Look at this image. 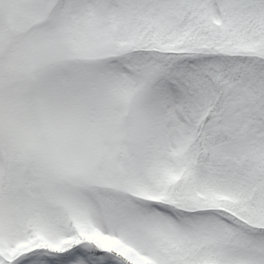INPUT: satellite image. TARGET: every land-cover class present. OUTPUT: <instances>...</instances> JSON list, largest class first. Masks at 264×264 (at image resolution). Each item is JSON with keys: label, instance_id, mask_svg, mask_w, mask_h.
<instances>
[{"label": "snow or ice", "instance_id": "snow-or-ice-1", "mask_svg": "<svg viewBox=\"0 0 264 264\" xmlns=\"http://www.w3.org/2000/svg\"><path fill=\"white\" fill-rule=\"evenodd\" d=\"M0 264H264V0H0Z\"/></svg>", "mask_w": 264, "mask_h": 264}]
</instances>
